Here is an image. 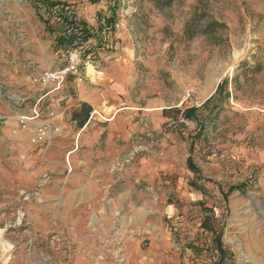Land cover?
<instances>
[{"label":"rangeland","instance_id":"obj_1","mask_svg":"<svg viewBox=\"0 0 264 264\" xmlns=\"http://www.w3.org/2000/svg\"><path fill=\"white\" fill-rule=\"evenodd\" d=\"M44 2L65 3L95 37L65 97L124 74L126 116L112 137L99 127L116 108L93 110L82 133V107L55 99L40 106L55 113L54 141L16 133L41 90L32 69L17 84L18 64L54 69L76 48L57 46L63 13ZM10 95L34 99L20 106ZM0 118V264H67L77 218L87 233L127 230L101 239L115 242L101 264H264V0H0ZM100 167L112 179L87 189Z\"/></svg>","mask_w":264,"mask_h":264},{"label":"crops","instance_id":"obj_2","mask_svg":"<svg viewBox=\"0 0 264 264\" xmlns=\"http://www.w3.org/2000/svg\"><path fill=\"white\" fill-rule=\"evenodd\" d=\"M89 27L92 28V25ZM92 32H95L93 28H92ZM92 38H95V37H92ZM94 40L95 39H93V41ZM21 65L22 64H18L17 66V70L19 71V74L17 75L18 77L16 81L19 86L25 87L28 81V76H26L25 74L26 73L28 74V72L31 71V69L33 70L34 68H36L37 64L34 61L30 60V62L26 63L23 68L21 67ZM61 65L62 64L59 63L56 68H59ZM52 67H53L52 64L48 65V69H53ZM115 73L117 74V78L112 76L113 78L111 77L112 79L109 80L111 81V83L108 86H102V90L97 89V88L91 89V88L79 85L78 93L75 96L76 100H73L74 102L72 101L71 97L68 98V96L66 97L64 96L65 90L69 88V84H70L69 81L65 84L66 85L65 89L61 93L50 94L49 96H47L46 99L43 100V102H47V100H50V99L51 100L55 99V101L57 102L55 106L61 108V103L64 102L63 100H66L68 106L74 104L75 108L78 109L82 107L83 105H88L89 107L92 108V110H97L98 112L100 111L105 116L110 115L112 112V109L116 108V111L113 114V116L115 115L114 120L113 121L109 120L110 125L103 124L102 126L99 127L101 131H103V133H101L99 138H101L104 135H108L109 137H112V135L115 134L113 129H116L117 126H120L121 125L120 123L123 117L126 116V113H124V110L119 109L123 105V103L121 102V99L119 98V94H121L126 88L125 86L123 87L121 85L122 83L121 79L123 78L124 74L123 73L120 74L119 71H115ZM29 99L31 101L32 99H34V97H31ZM25 111H28L27 108L26 109L23 108L19 110L18 115H20L22 112H25ZM92 122L93 120L87 122V124L83 127V129H81L82 133L85 132L92 125ZM108 174L109 173H107V171H104V168L102 167L96 169L94 173L89 174L91 179L89 180V184L86 188L91 189V190L93 188L95 189L104 188L103 184L108 183L112 179V177L110 179V176ZM191 196H193L192 200H197V198L200 199V196L198 194L190 193V197ZM74 224H76V229H78V231H76V233L74 234V238H72L73 245H74L73 246V249H74L73 258L72 260L67 262V264H101L98 261V257H100L101 255L107 256L106 254L111 253V251H113V249L115 248L114 240L113 242H110L111 245L106 244L104 246V244L102 245V242L104 240H101V239L113 238V237L121 238V237H125L124 235L127 233V230H120L118 232V235L112 234L111 231H102V233H91V232L87 233L86 231H83L84 229L82 228L83 227L82 218L81 219L77 218V220L74 221ZM126 239H127L126 243L128 246L130 243V238H126ZM123 241L124 239L122 238L121 242ZM117 242H118V239H117ZM109 246H113V247H109ZM191 254H189L190 257H191ZM62 255L65 256V253H62ZM158 261H159L158 258H152L151 255H149V258L146 256H143L139 263L141 264L157 263ZM214 261H216V257H214Z\"/></svg>","mask_w":264,"mask_h":264},{"label":"built area","instance_id":"obj_3","mask_svg":"<svg viewBox=\"0 0 264 264\" xmlns=\"http://www.w3.org/2000/svg\"><path fill=\"white\" fill-rule=\"evenodd\" d=\"M84 45H76L75 49L69 52V56L65 64H62L56 69H46V71H38L35 68L29 77V83L34 86H39L41 90L36 97L34 107L28 111L22 112L17 116L16 133L21 136H26L33 145L47 146L54 141L60 133V128L55 121V113L49 111L47 116H43L41 112V104L43 100L50 94L61 93L65 89V84L72 78L80 80L81 68L89 66L91 60L90 55L85 52ZM14 95H10L9 99L13 102H19L20 106H25L30 99L26 97H18V100H13ZM97 111L92 113L91 119ZM1 119V118H0Z\"/></svg>","mask_w":264,"mask_h":264},{"label":"trees","instance_id":"obj_4","mask_svg":"<svg viewBox=\"0 0 264 264\" xmlns=\"http://www.w3.org/2000/svg\"><path fill=\"white\" fill-rule=\"evenodd\" d=\"M43 4L47 7V9L52 14H55L57 9H59L57 14L63 13V15H60L59 17L63 19V23L65 25L61 26V31L58 34L55 33L56 30L53 31V33L55 34L54 39L56 40L57 46L59 48L65 47V46L75 48L79 39H81L80 42H82V45H85L86 42H89L92 39L90 36V33L88 32V25L85 23L78 22L76 19V15L69 16L68 15L69 11H66L68 6L65 3L44 2ZM113 24H115V22L112 23V25ZM226 84H227V81H225L218 88L217 93L222 92ZM212 99L207 101L204 105L208 104L210 101H212ZM92 111L93 110L91 107H89L88 105H83L80 112L74 113V120L76 122L80 120L79 129H83V127L87 124V122L89 121L91 117L90 114L92 113ZM197 112H198V109L196 108L187 109V111L184 112L185 113L184 116L186 119L192 120L193 118L196 117ZM188 159H189V165L192 168L193 172L198 173V169L195 167L193 163V159L191 157H189Z\"/></svg>","mask_w":264,"mask_h":264},{"label":"bare ground","instance_id":"obj_5","mask_svg":"<svg viewBox=\"0 0 264 264\" xmlns=\"http://www.w3.org/2000/svg\"><path fill=\"white\" fill-rule=\"evenodd\" d=\"M14 99L18 100V97H15ZM92 224H95V219L94 218H92Z\"/></svg>","mask_w":264,"mask_h":264}]
</instances>
